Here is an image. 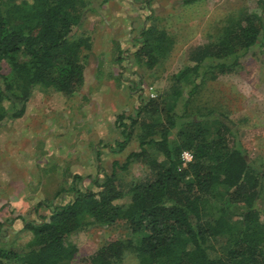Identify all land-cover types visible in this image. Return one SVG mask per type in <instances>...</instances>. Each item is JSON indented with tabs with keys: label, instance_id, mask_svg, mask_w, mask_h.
I'll use <instances>...</instances> for the list:
<instances>
[{
	"label": "trees",
	"instance_id": "16d2710c",
	"mask_svg": "<svg viewBox=\"0 0 264 264\" xmlns=\"http://www.w3.org/2000/svg\"><path fill=\"white\" fill-rule=\"evenodd\" d=\"M86 2L0 0V127L24 116L37 87L66 97L83 88L86 53L93 46L90 36L79 35ZM141 38L136 58L153 69L171 41L154 28L143 30ZM263 42L264 1L259 10L224 27L216 42L191 50L194 66L174 77L160 108L154 99L142 103L130 126L118 117L125 128L120 151L134 128L141 129L140 152L132 153L123 168L147 164L145 180L126 190L113 174L103 183L92 180L99 189L95 192L81 190L85 179L74 175L69 187L73 200L52 205L50 216L39 222L25 223L32 240L17 249L0 246V264H73L79 252L70 241L73 236L91 225L119 222L128 226L132 238L101 248L91 264H123L127 252L139 264H264V211L259 208L264 168L249 159L236 124L223 114L191 118L188 100L184 115L177 113L185 89L192 98L205 81L237 72ZM184 152L193 155L190 163L182 162ZM45 205L40 203L37 212ZM4 226L0 222V233ZM218 240L225 244L212 255Z\"/></svg>",
	"mask_w": 264,
	"mask_h": 264
},
{
	"label": "rangeland",
	"instance_id": "374dc122",
	"mask_svg": "<svg viewBox=\"0 0 264 264\" xmlns=\"http://www.w3.org/2000/svg\"><path fill=\"white\" fill-rule=\"evenodd\" d=\"M86 1L79 35L90 36L93 46L86 53L83 88L66 97L37 87L24 116L7 119L0 127V222L5 224L0 246L25 247L32 240L25 223L49 217L52 205L71 202L74 175L85 179L81 190L95 192L99 189L92 180L103 183L113 174L126 190L145 180L147 164L132 162L123 168L132 153L140 152L141 129L134 128L120 151L125 128L118 117L130 126L142 103L154 99L160 108L174 77L194 66L189 62L191 50L216 42L224 27L259 10L264 0H202L192 5L184 0ZM149 28L164 31L171 41L153 69L136 58L141 33ZM189 90H184L177 113L184 115L188 100L186 113L191 118L214 111L213 118L223 114L236 124L249 159L264 168V42L237 72L205 81L192 98ZM128 201L127 197L123 202ZM40 203L48 206L37 212ZM259 208L264 211V189ZM131 238L124 222L91 225L70 239L79 250L73 264H91L101 248ZM224 244L215 241L212 255ZM123 264H139V260L127 252Z\"/></svg>",
	"mask_w": 264,
	"mask_h": 264
},
{
	"label": "built area",
	"instance_id": "2783aa9c",
	"mask_svg": "<svg viewBox=\"0 0 264 264\" xmlns=\"http://www.w3.org/2000/svg\"><path fill=\"white\" fill-rule=\"evenodd\" d=\"M181 159H182V162L184 164H187V163H190L193 160V155L190 152H184L182 154Z\"/></svg>",
	"mask_w": 264,
	"mask_h": 264
}]
</instances>
